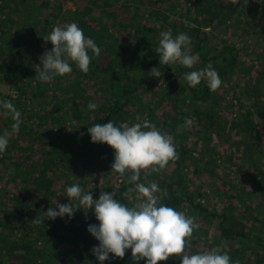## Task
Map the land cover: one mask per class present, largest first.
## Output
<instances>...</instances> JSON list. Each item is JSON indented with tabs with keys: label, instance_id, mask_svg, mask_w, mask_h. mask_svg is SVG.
<instances>
[{
	"label": "rangeland",
	"instance_id": "rangeland-1",
	"mask_svg": "<svg viewBox=\"0 0 264 264\" xmlns=\"http://www.w3.org/2000/svg\"><path fill=\"white\" fill-rule=\"evenodd\" d=\"M61 1L51 0L53 13L49 16L50 24L47 28L49 31L44 33V36H47L54 26L74 23L78 13L91 10L92 2H94V0H81V2L68 0L58 7L57 3ZM121 3L142 7L139 12L147 27L154 28L155 24L163 22L165 18L187 21L188 18L193 19L192 16H195V13L191 12L193 6L189 5L192 3L191 0H123ZM244 3L246 7L241 9L240 17L238 19L232 17L228 20L219 33V38L238 48L240 58L236 73L231 77L221 78V86L215 92H211L215 97L213 101L205 104L191 103L190 97L183 93L179 100V108L184 114L180 122L173 126V131L177 133L178 141L187 146V157H191L182 164L184 166L182 172L186 181L185 190L190 197L192 196L195 203H191L189 198L185 197L182 200V208L187 216L195 218L199 227L193 232L191 237L193 247L188 251L196 254L219 246L221 253L229 254L235 264H264V195L255 185L256 180L261 176H257V168L246 159L242 151L246 136L242 123H247L254 127V133L260 137L259 141L253 138L255 143L258 142L254 152L257 156V163L264 171V121L258 119L255 113L252 115L249 113L251 110L254 111L252 90L255 79L264 68V0H244ZM96 9L100 12V8ZM158 13L162 14L159 22ZM7 14L9 12H4L0 16L7 20ZM13 14L15 16L12 18L19 19L20 24L24 23L27 16H31L29 8L21 7L15 8L12 11ZM42 27L38 23L34 26L35 30L41 33L44 31ZM203 30L211 31V29ZM43 35H38L40 42H37V38L31 41V47H28V62L23 65L24 62L20 61L23 66L19 67L15 78L0 73V135L7 133L9 136L7 149L0 152V262L2 260L7 264H19V261L13 258L14 254L11 253L12 246L14 242L25 240L31 243V254L33 255L29 256L37 258L42 264H47L51 260L48 249L52 246L45 229L51 227L54 221L47 220L44 212L49 207H55V201L61 204L69 203L66 189L73 184H79L85 191H91L94 199L99 198L101 190L113 192L117 195V200L129 207L139 198L137 192L128 191L129 188L134 189V185L131 184L122 196L125 201L120 199L122 186L128 180V173L121 176L112 171V162L111 165L95 166L92 173L78 170L76 173H70L65 180H56L55 196L52 201L46 205L42 203L41 208L38 206L39 203L37 204L45 220L44 223L36 224L29 217L24 218L18 209L20 208L18 196L24 193L28 185L15 171V163L20 160V157L17 156L16 151L9 149L14 143L24 149L25 144L24 140H21L22 137L13 131V124L16 121L12 119L9 110L3 107V103L10 102V98H14L16 102L12 105L20 112L19 128L32 127L39 136L50 138L55 134L71 136L75 133L74 131L81 130L80 126H86V128L93 126L92 117L96 114V110H89L86 104L82 112V125L79 124L73 118L70 96L67 97L64 94L65 83L56 85L55 78L50 82L42 83L35 78L37 73L32 75V79L30 78V70L35 69V65L39 64V57L48 45ZM154 35L159 37L157 33ZM198 63L195 70L206 68L209 64L213 69L215 68L214 62L210 60L198 61ZM176 68L180 69L178 65ZM149 75L150 73L144 78L137 92L141 99L140 107L144 109L146 114L144 116L149 121L153 114L158 116L154 126L165 132L168 130L165 120L171 123L165 115L166 110L171 111L168 103L169 96H175L184 87L186 81L184 76H180V79L175 78L172 83H169L163 77L157 78ZM71 82L74 80L71 79ZM204 82L207 83L205 80ZM30 84L31 86H28ZM66 84L69 85L70 82ZM38 88L40 90L49 89L47 97L35 98L34 94L40 93ZM261 88L264 90L263 84ZM52 89L57 90L52 92ZM157 104L160 106L155 107ZM195 108H203L201 109L203 112H210L212 120L205 113H203L204 117H200L204 120L201 123L194 117H189L188 114L192 113ZM135 117L137 123L145 119L139 113ZM186 118L191 119L190 125L186 123ZM20 152L24 155L23 150ZM176 168L177 160H174L169 161L168 165L159 171H152L151 168L141 170L138 183L145 185L156 183L161 189V192L157 194L161 198L166 193L163 180L168 179L166 182L170 183L171 175L177 170ZM31 203L29 201L25 204L28 206ZM192 204H201L209 213L215 215L210 216L205 212L201 214L194 209ZM80 211L84 223H99L95 218L94 209L88 212L85 209L87 213L83 209ZM222 220L233 230L243 231L246 235L231 236V239L222 237L220 232ZM98 244L99 241L96 240L94 246ZM7 248L11 249L7 250ZM22 251L23 254H27L26 250ZM55 261L56 259H53L52 262L55 263ZM168 262L180 264V260L176 257H170Z\"/></svg>",
	"mask_w": 264,
	"mask_h": 264
},
{
	"label": "trees",
	"instance_id": "trees-1",
	"mask_svg": "<svg viewBox=\"0 0 264 264\" xmlns=\"http://www.w3.org/2000/svg\"><path fill=\"white\" fill-rule=\"evenodd\" d=\"M66 1L68 0L58 2V7ZM76 1L81 2V0ZM122 1L94 0L92 2L93 8L87 11L88 13L85 11L78 13L74 23L83 30L86 37H90L96 42L100 48V54L94 56L89 50L92 60L87 73L79 70L74 62H70L73 69L71 73L54 77L56 85L65 83L64 94L67 97L70 96L73 118L79 124L82 125L83 108L86 104L92 102L97 104L96 114L92 117L94 124L113 121L117 126L122 122L131 126L137 123L136 114L139 113L140 116L146 117L144 116L146 115L144 109L140 107L139 101L141 99L137 92L142 81L153 68L163 72V78L169 83H172L175 78L184 76L185 72L195 70V66L199 63L195 64L192 69L181 67L179 63L174 65L159 64L156 48L159 46L160 33L163 31H171L173 36L181 32H187L191 36L193 54H199V62L207 60L214 62V69L218 72L220 78L225 79L236 73L240 58L238 48L219 38V33L228 20L232 17L236 19L240 17L241 9L246 7L244 0H238L235 4L231 0H191L192 3H189L193 6L191 12L195 13V16H192L193 19L190 17L185 21V19L171 20L165 18L163 22H159L162 17L159 12L157 18L159 24H155L154 28L147 27L144 24V18L139 12L142 7L129 3L123 5ZM0 4L2 5L0 15L9 12L7 20L0 16V73L15 78L18 75L19 67L26 65L28 62L27 54L28 47H31V41L37 38V42H40L38 35L41 36L49 31L47 28L50 24L49 16L53 13V2L51 0H0ZM19 7L29 8V12L33 16H27L23 24H20L19 19L12 18L15 16V14L12 15V11ZM97 7L100 8V12L96 9ZM48 11H50L49 14H45ZM36 23L40 27L43 26L44 31L42 33L35 30ZM186 24H191L194 27L189 28ZM203 29H211V31L206 32ZM154 33L159 34V37H156ZM52 47L51 42H48L45 50L50 51ZM20 61L24 62H22L23 65L20 64ZM38 63L40 64V61ZM177 65L180 68L179 70L176 68ZM21 69L23 68L21 67ZM34 71L35 69H32L29 72L31 79L32 75L36 73ZM71 79L74 82H71ZM68 82H70L69 85L66 84ZM75 82L76 84H73ZM262 84L264 85V68L256 76L252 90L254 111L249 112L251 115L255 113L258 119L264 121V90L261 88ZM28 86H31V84ZM47 90L49 89H39L40 93L34 94V97H47ZM56 90L52 89V92ZM211 92L207 83L202 80L196 87H190L185 82L184 87L175 96H169L168 103L171 111L166 110L165 115L166 119L171 120V123L165 120L168 127L165 132L172 136L179 158L177 159V170L171 175L172 181L167 183L166 180L168 179L163 180L166 193L160 198L158 206L163 204L183 212L182 200L185 197H188L191 203H195L192 196L190 197L185 190L186 181L182 172L184 167L182 164L191 157H187V146L178 141L173 126L175 123L180 122L184 114L182 109L179 108V100L183 93L190 97L191 103L200 102L205 104L215 99ZM14 102L16 100L10 98V103L13 104ZM159 106L160 104H157L155 107ZM201 109L195 108L192 113L188 114L189 117H194L201 123L204 120L200 117L205 113L212 120V114L203 112ZM157 117L154 114L150 117V122L153 125ZM73 118L72 120H74ZM242 125L246 134L242 151L246 159L257 168V176L261 177H258L259 179L256 180L255 185L264 195V171L257 163V156L254 152L255 145L258 142L255 143L253 140V138H256L259 141L260 137L254 133V127L247 123H242ZM80 127L81 130L74 131L75 133L71 136L55 134L51 138L39 136L38 132L32 127L28 129L19 128L17 135L22 137L21 140H24V149L14 143L9 150L16 151L15 153L20 157V160L15 163V171L23 177L28 185L24 193L18 196V206L20 207L18 209L24 218L29 217L32 220L35 217L42 218L39 208L42 207V203L44 205L49 204L54 198L56 180H65L70 173H76L78 170H86L92 173L95 166L111 165L113 162L114 150L107 144L92 143L86 126ZM22 150L24 155L20 152ZM127 175L129 178L131 173L129 172ZM129 185L131 184H128L126 180L122 186L120 199H123V202L125 199L122 196ZM115 198L117 199L116 194ZM29 201L32 203L26 206L25 203ZM192 205L201 214L205 212L210 216L215 215L209 213L201 204ZM254 219L256 220L255 217ZM224 220H226L225 217ZM224 220H222L220 227L222 237L231 239V236L242 237L246 235L243 231L233 230ZM89 225L83 222L80 210L76 211L71 219L67 216L57 217L53 225L45 229L53 247V249L52 247L48 249L51 260L47 264H100L91 252L96 239L87 231ZM6 227L9 228L7 225ZM10 249L7 248V250ZM22 250H26L27 254H23ZM11 253L14 254L13 258L19 261V264H42L37 258L34 259V257L29 256L33 255L31 254V243L29 241L14 242ZM109 255L111 257L112 254ZM53 259H56L55 263L52 262ZM0 264L7 263L1 260ZM104 264H134L131 250H126L123 259L110 258ZM138 264H145V261L141 260ZM159 264L170 263L167 260L161 261Z\"/></svg>",
	"mask_w": 264,
	"mask_h": 264
},
{
	"label": "clouds",
	"instance_id": "clouds-1",
	"mask_svg": "<svg viewBox=\"0 0 264 264\" xmlns=\"http://www.w3.org/2000/svg\"><path fill=\"white\" fill-rule=\"evenodd\" d=\"M233 4L238 0H231ZM187 27H194L186 24ZM44 41L51 42L52 49L45 50L39 57L40 64L35 65L36 79L40 82H50L55 76H65L73 71L70 62L84 73L89 71L92 56H99L100 48L96 42L84 35L76 23L54 26L51 32L44 36ZM160 65L179 63L192 69L198 63L199 54H192L191 36L181 32L175 36L171 31L160 33L159 46L156 48ZM149 76L162 78L163 72L153 68ZM184 80L190 87H196L202 80L207 82L210 91L215 92L221 86L218 72L209 64L206 68L184 73ZM162 80V79H161ZM3 107L9 110L13 131L19 130L20 112L15 110L10 102H4ZM89 110H95L97 104L89 102ZM186 123L191 124L190 118ZM92 143L107 144L114 150L112 171L124 176L131 173L127 183L134 185L128 191L138 193V200L131 207L115 198V193L101 190L99 198L94 199L91 191H85L79 184H73L66 189L69 203L61 204L55 201V207H49L44 216L47 220H55L65 216L71 219L80 209H94L98 225L90 224L87 231L99 241L93 246L92 254L104 264L106 260L123 259L126 250H131L134 264L145 261V264H159L170 257H176L180 264H235L229 254L221 253L220 247H213L204 252L192 254L191 237L199 225L194 217L172 207L159 204L161 189L156 183L145 185L138 183L141 170L151 168L159 171L165 168L169 161L179 158L173 138L167 132L155 127L147 118L140 123L129 125L113 121L94 124L87 128ZM9 144L7 133L0 135V152H4ZM85 212V213H87ZM36 224L44 223L43 218H34ZM223 243V242H222ZM109 254H112L111 257Z\"/></svg>",
	"mask_w": 264,
	"mask_h": 264
}]
</instances>
